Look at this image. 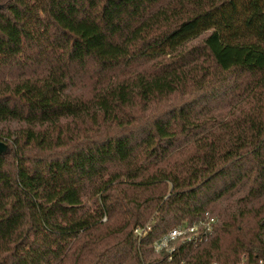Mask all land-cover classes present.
<instances>
[{
    "label": "trees",
    "instance_id": "obj_1",
    "mask_svg": "<svg viewBox=\"0 0 264 264\" xmlns=\"http://www.w3.org/2000/svg\"><path fill=\"white\" fill-rule=\"evenodd\" d=\"M0 141V264H264V0H0Z\"/></svg>",
    "mask_w": 264,
    "mask_h": 264
},
{
    "label": "built area",
    "instance_id": "obj_2",
    "mask_svg": "<svg viewBox=\"0 0 264 264\" xmlns=\"http://www.w3.org/2000/svg\"><path fill=\"white\" fill-rule=\"evenodd\" d=\"M200 227L201 228H199L198 225H193L190 227L173 230L166 237L156 242L154 244V249L157 252L162 249H167L168 245L174 241H177L179 243L201 242L210 233L211 227L209 223H201ZM172 249L173 248L167 249V251L171 252ZM259 264H263V263H259Z\"/></svg>",
    "mask_w": 264,
    "mask_h": 264
},
{
    "label": "rangeland",
    "instance_id": "obj_3",
    "mask_svg": "<svg viewBox=\"0 0 264 264\" xmlns=\"http://www.w3.org/2000/svg\"><path fill=\"white\" fill-rule=\"evenodd\" d=\"M84 200H86V199H84ZM92 207H93V201L90 200V201L87 202V207H86V209H87V210H91ZM174 242H177V241H174ZM174 242H172L171 247L174 246V245L176 244V243H174ZM167 249H170V248H167Z\"/></svg>",
    "mask_w": 264,
    "mask_h": 264
},
{
    "label": "water",
    "instance_id": "obj_4",
    "mask_svg": "<svg viewBox=\"0 0 264 264\" xmlns=\"http://www.w3.org/2000/svg\"><path fill=\"white\" fill-rule=\"evenodd\" d=\"M7 150V146L3 141H0V155L5 153Z\"/></svg>",
    "mask_w": 264,
    "mask_h": 264
}]
</instances>
